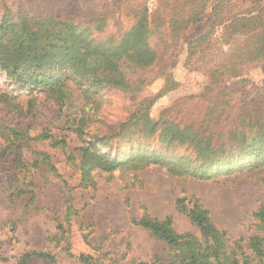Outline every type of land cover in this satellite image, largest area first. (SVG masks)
<instances>
[{"label":"rangeland","instance_id":"obj_1","mask_svg":"<svg viewBox=\"0 0 264 264\" xmlns=\"http://www.w3.org/2000/svg\"><path fill=\"white\" fill-rule=\"evenodd\" d=\"M182 1L0 0V16L6 13L13 22L24 14L32 19L68 16L91 26L93 37H118L141 13L133 9L143 6L151 15L157 11L155 24L170 31L169 23L163 25L162 21L164 6L174 3L179 9ZM202 3L205 18L186 31L191 40L206 37L194 47L196 56L188 55L187 39L173 51L164 52L152 35L150 47L157 57L151 65H120L126 89L90 86L85 78L69 73L64 81L67 97L60 105L45 90L24 89L0 73V129H16L29 138L18 143L19 160L27 163L18 165L15 143L10 145L0 137V264H13L26 251H48L56 264H82L68 256L61 244L51 241L54 234H60V224L61 237L75 255L88 253L104 264L150 260L166 251L165 245L133 220L142 215L159 220L169 217L175 232L199 236L187 214L175 206L183 195L195 197L208 210L216 227L225 231L228 245L238 238L244 244L251 235L264 236L252 213L264 205V159L242 157L241 141L225 143L201 159L195 145L187 147L166 131L168 127L198 134L205 131L216 142L219 135L225 140L234 131L247 138L253 132L243 129L251 116L264 119V60H245L246 45L264 28V0ZM217 5L220 21L215 25ZM102 18L105 23H90ZM248 21L249 25L240 27ZM231 22L234 24L226 29ZM235 28L239 31L233 33ZM8 36L7 31L0 32V42H6ZM210 109L214 118L222 113L215 123H203ZM92 136H97L93 144L108 145L99 146L102 152L123 157L146 153L162 160L183 158L180 164L186 171L174 173L159 164L129 163L109 172L87 168L84 173L83 149ZM20 189L26 193L19 194ZM68 205L76 213L67 215Z\"/></svg>","mask_w":264,"mask_h":264},{"label":"trees","instance_id":"obj_2","mask_svg":"<svg viewBox=\"0 0 264 264\" xmlns=\"http://www.w3.org/2000/svg\"><path fill=\"white\" fill-rule=\"evenodd\" d=\"M162 1L165 2V0ZM180 6L182 7L179 9L174 3L164 6L166 17L162 21H165L163 25L169 23L170 31L168 32L167 29L163 31L160 28L162 24H155L159 20H155L157 11L151 15L148 13L147 7L143 6L139 10L138 8L133 9L134 13L139 11L141 13L136 15V19L134 18L127 30L121 32L118 37L110 34L105 38L93 37L94 31L91 33L89 30L93 29L91 26L80 25L68 16L61 18L55 14L50 17L38 15V17L33 16L32 19L30 14H24L19 21L13 22L9 15L4 13L0 16V32L7 31L9 36L6 42H0V73L11 80L14 85L24 89L39 88L45 90L48 96L60 105L67 97L64 81L69 73L78 74L81 78H85L90 86L105 84L113 85L122 90L126 89L127 83L120 65L124 62L136 67L151 65L157 57L156 52L150 47L149 39L152 35L157 36L164 52L173 51L178 48L181 40L187 39L188 55L190 54V57L196 56L193 49L200 45L205 36H197L191 40L186 37V31L189 27L203 21L205 8L202 0H184ZM213 17V23L216 25L220 21L219 5L214 7ZM105 21L106 19L102 18L90 23H105ZM250 23L251 21H248L241 24L240 27H246ZM233 24L234 22H231L226 29L229 30ZM98 29L100 32L101 28ZM238 31L239 28H235L233 33ZM261 33L255 37L253 42L246 45L245 60L247 62L264 60L263 27ZM245 34H250V30ZM248 38L253 40L250 36ZM239 49L237 48V51ZM228 62L229 59L225 63L228 64ZM232 71H234L233 66ZM212 112L213 109L207 110L204 118H202L203 123L211 120L214 123L218 121L222 110L215 118L214 114L210 115ZM247 130L253 132L247 138L238 137L239 133L234 131L230 132L228 137L224 138L225 140H221L223 138L219 135L218 138L220 139L213 142V135L203 134L205 131L198 134L197 131L189 130L187 132L186 129L174 130L169 127L166 129L170 135L177 136L180 138L179 140L182 139L181 141L186 142L185 146L195 145L196 149L198 148L197 155L201 159L210 157V154L213 153L212 150L225 146V143H234L235 141L236 143L241 141L240 155L242 157L248 154L256 159H264V119L251 116L247 121V126L243 129L244 132ZM196 135L199 136L197 140H195ZM0 137L10 145L15 143L14 160L18 165H26V161L19 160L21 159V150L18 143L23 138L28 140V136L22 131L1 126ZM46 137L50 136L47 135ZM93 140H97V136H92L83 149L81 169L84 173H87V168L89 171L93 168H99L109 172L120 166H127L129 163L134 165L159 164L174 173H179L183 169L180 164L183 158L162 160L153 154L146 153L123 157L119 156L117 152L100 151V145L105 147L108 145L98 142L93 144ZM47 164L52 171H55L49 162ZM183 171L186 170L183 169ZM191 173L194 175L196 171L192 170ZM18 193H26V190L20 189ZM175 206L187 214L191 222L198 228L199 236L189 232H175L169 217L159 220L148 215H142L133 221L147 229L152 237L161 241L165 245L164 250L166 251H164L165 253H157L150 260L138 264H264V236L254 234L249 236L244 244L240 242L243 239L238 238L233 244L228 245L225 231L216 227L208 210L199 204L195 197L180 196L175 200ZM72 211H74L73 207L68 205L66 214L76 213ZM252 213L257 221V227L264 233V205L259 206ZM61 225H59L60 234H54L51 237L52 242H55L56 245L61 244V249L68 256L74 257L82 264H104L95 260L88 253L77 255L71 253L67 240L61 237L63 233ZM38 261L56 264L54 254L48 251L23 252L13 264H31Z\"/></svg>","mask_w":264,"mask_h":264}]
</instances>
